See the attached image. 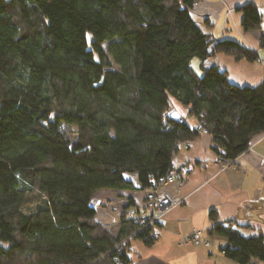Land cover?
<instances>
[{"label": "trees", "instance_id": "trees-1", "mask_svg": "<svg viewBox=\"0 0 264 264\" xmlns=\"http://www.w3.org/2000/svg\"><path fill=\"white\" fill-rule=\"evenodd\" d=\"M198 1L0 0V264H129L130 239L157 238L128 208L111 233L96 218L98 191L146 190L203 130L224 162L264 133V80L238 85L208 64L258 52L205 32ZM241 10L245 30L261 28L257 5ZM175 102L197 123L172 116ZM211 218L226 256L264 260L263 234Z\"/></svg>", "mask_w": 264, "mask_h": 264}, {"label": "crops", "instance_id": "crops-1", "mask_svg": "<svg viewBox=\"0 0 264 264\" xmlns=\"http://www.w3.org/2000/svg\"><path fill=\"white\" fill-rule=\"evenodd\" d=\"M257 5L262 15L261 28L245 30L242 26L247 4ZM192 15L202 29L219 40H235L256 50L259 58L250 61L236 59L232 54L216 52L208 59L209 65H218L228 72L231 82L238 85L256 86L264 80V0H199ZM196 71L202 73L197 62ZM178 118L187 116L189 108L175 102L170 111ZM214 150L213 137L201 134L190 143H180L174 154L173 169L188 168L187 179L181 186L172 184L168 190L179 202L171 205L158 226V238L152 245L142 239H130L127 255L129 264H241L226 256L225 238L211 237L209 229L215 221L235 220L247 228L241 232L247 236L264 235V133L256 134L246 151L223 165ZM144 191L139 189H102L95 194L97 220L115 234L126 208L143 209ZM129 202L130 204L129 206ZM195 231L211 240L210 246L188 240ZM249 264H264L255 260Z\"/></svg>", "mask_w": 264, "mask_h": 264}, {"label": "built area", "instance_id": "built-area-1", "mask_svg": "<svg viewBox=\"0 0 264 264\" xmlns=\"http://www.w3.org/2000/svg\"><path fill=\"white\" fill-rule=\"evenodd\" d=\"M203 131L207 133L206 130ZM187 174L188 168L184 167L179 170H172L161 181H157L153 177L150 178V186L145 192L147 196L145 207L139 210H130L128 213V216L140 225L141 230L152 227L155 230V234L158 233L157 224L161 222L166 210L171 205L179 203L168 190V186L172 184L183 185L187 179ZM128 240L121 243L122 247L126 246ZM188 240L193 241L195 244H206L208 246L211 244V240L208 237L202 236V231H195L188 237Z\"/></svg>", "mask_w": 264, "mask_h": 264}, {"label": "rangeland", "instance_id": "rangeland-1", "mask_svg": "<svg viewBox=\"0 0 264 264\" xmlns=\"http://www.w3.org/2000/svg\"><path fill=\"white\" fill-rule=\"evenodd\" d=\"M88 40H89V42L91 41V34L90 33H88ZM197 62H199V60H198V58H194L193 59V66L194 67H196V66H198L197 65ZM199 68V67H198ZM181 117H183V116H181ZM187 116H184V119H188V118H186ZM194 117V116H193ZM62 129H64L67 133H68V135H69V137L72 139V140H75V138H76V133H77V127L76 126H74V125H69V124H63L62 125ZM202 132H204V131H202ZM219 161L223 164V165H227V164H229L231 161H229V162H224V161H222L221 159H219ZM145 192H146V190H144V202H145V205H146V203H147V196H146V194H145ZM95 206H96V208H97V199L95 198ZM145 207V206H144ZM128 213L129 212H127V215H128ZM165 216V215H164ZM164 218V217H163ZM163 218L161 219V222H162V220H163ZM160 222V223H161ZM159 223V224H160ZM103 225H104V223H102ZM159 224H157V229H158V226H159ZM105 226V225H104ZM106 227V226H105ZM107 228V227H106ZM149 228V227H148ZM108 229V228H107ZM153 229V231H154V234H155V230H154V228H152ZM109 230V229H108ZM110 231V230H109ZM112 233V232H111ZM158 234V233H157ZM157 234H155V237L156 238H158V235ZM203 245H206V244H203ZM206 246H208V245H206ZM210 246V245H209ZM224 252V251H223Z\"/></svg>", "mask_w": 264, "mask_h": 264}]
</instances>
